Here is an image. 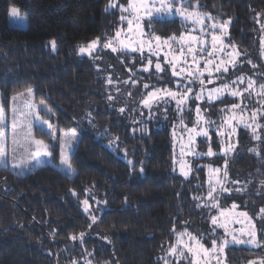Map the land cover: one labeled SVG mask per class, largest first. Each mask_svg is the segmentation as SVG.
<instances>
[{
    "label": "trees",
    "instance_id": "obj_1",
    "mask_svg": "<svg viewBox=\"0 0 264 264\" xmlns=\"http://www.w3.org/2000/svg\"><path fill=\"white\" fill-rule=\"evenodd\" d=\"M128 2L0 0V103L6 114L8 153L7 165H0V264H85V257L92 264H164L177 232L188 230L207 241L204 232L215 213L201 205L207 173L196 165L213 159H195L193 175L183 178L172 163V128L179 124V112L160 105L144 120L136 103L112 95L114 85L106 84L109 66L125 74L123 61L138 62L141 53L101 47L86 55L79 50L97 38H113L121 26L120 6ZM112 3L115 6L109 7ZM11 5L27 17L26 27L8 24ZM185 6L212 14L216 21L230 19L231 43L241 57L246 54L262 66L264 0H186ZM189 27L175 17L153 22L148 30L166 38L181 36ZM145 65L135 71L145 76ZM30 87L39 115L33 119V136L48 144L52 155L41 163L32 160L31 171L19 175L11 169V106L14 95ZM67 128L79 134L70 155L72 177L61 171ZM255 135L261 139H255L250 128L237 129L229 172L242 190L237 198L242 208L264 230V124ZM212 138L217 139L215 133ZM206 144L199 141L200 150ZM85 200L92 207L100 202L95 224L100 235L90 232ZM81 233L88 236L72 239ZM258 256L264 251L226 249L229 264H245Z\"/></svg>",
    "mask_w": 264,
    "mask_h": 264
},
{
    "label": "rangeland",
    "instance_id": "obj_2",
    "mask_svg": "<svg viewBox=\"0 0 264 264\" xmlns=\"http://www.w3.org/2000/svg\"><path fill=\"white\" fill-rule=\"evenodd\" d=\"M129 4V2H128ZM128 4L123 5L124 7H127ZM178 5H174L176 7ZM121 7V6H120ZM16 8L19 10V8L15 5H11L8 8V17L7 22L9 25L19 28H24L27 26V17L22 14L19 10L18 16H12L11 15V9ZM191 11H198V10H189ZM200 12V11H199ZM201 13V12H200ZM212 15V14H210ZM121 16H125L128 18H131L129 16L128 12H122ZM180 18L183 20L179 15L175 16H169L168 18ZM212 17V16H211ZM213 18V17H212ZM226 21H230V19H222L219 21H216L214 19H207L205 18V22L203 25L204 32L201 33L199 31V26L194 25L191 20H188L186 22L189 23V30L188 32L184 33L183 35H195L198 36L201 41H204L203 44H197L195 45L197 50V62L199 63V70L204 72V76L202 79H204L205 84L203 85L205 92L203 94L202 99L196 100L194 97L196 95L200 94L201 85L199 84V81L196 80L195 77H192L191 79L194 81L193 83L189 84L188 80L184 79V75L186 73H182L181 76L177 77L172 74L171 65L168 63V60L172 56H178L179 55V48L177 47V44L175 42L169 41V44L171 45V51L169 52V45L163 44L160 42V48L156 50V53H153L149 51V48L147 45L144 46V52L141 55L137 56V61L139 64L145 63L146 65L142 68V72L145 76L140 75V72H136L135 69L137 66H139L138 62L135 60L126 59L123 61L122 66L126 68L125 74H120L117 72V67L109 66V72L107 73V81L106 84L114 85L115 93L112 95H123L131 102H134L137 104L138 109L140 110V117L144 120H146L149 116V113L151 110H153L154 107H158L160 105H166V106H172L175 108L176 111H178L176 102L174 100H171L170 98L161 99L158 101L151 102V107H147L144 105L143 101L148 98V94L157 90V89H170L172 91L177 92H183V87H177V84L185 85L188 84L189 87L192 88V92L189 95V99L186 106L184 107L183 112H179V115L181 116V119L179 121V124L176 127L172 128L173 132V158L172 163L174 165L175 171L177 174H180L183 178L189 179L194 171L195 166L197 163H195L196 160H200L201 158H211L213 159V163L210 162H203V160H200L199 163L196 165V168H204L206 171L207 181L206 186L208 187L206 193L202 195L200 198L201 205L204 207H209L215 214H213V217L216 218L217 223L213 224L212 219L210 220V225L207 228V230L204 232V239L207 237V241L205 242L198 234L191 233L188 230H182L180 232H177L175 234L174 241L171 245H169L167 249V254H165L164 257V264H191V261L194 259V257L191 256L190 253H187L186 250L183 249L184 243H189L191 246L195 247L196 242L195 240H190L189 237H195L200 241L201 244H203L205 247L209 248V250L212 248V241L216 240L217 244H219L223 239L231 240V236L228 235L225 231L224 227H221V224H226L227 228L230 232H233L238 238L241 239H247V236H241V230L243 229L245 232L250 230L248 228V220L243 216L240 215L241 213H247V217L251 218L252 223L255 224L256 232H257V239L261 242L262 245H264V230H259L257 226V221H255V218H253L247 211H245L241 204L240 200L237 199L239 195L241 194V188H239V184L236 181H232L230 177L229 172V165H230V159L231 156H233L234 151L228 152L225 154L224 149L228 147L229 144L236 145V139H237V129L241 127H245L244 123L240 122V117L243 116L244 120L248 124H252L253 127L256 126V124H259L260 127L264 124V112L258 114V119L253 122L251 119V114L256 109L261 108V103H264V98L261 96H258L256 93L259 90V86L261 84H264V54H263V62L262 66L258 67L256 59H252L250 57L245 58L247 55L242 54V57L239 56L236 60V67H232L230 64H226L225 66L228 67V72L224 73L216 72L215 67L220 64L221 60L228 61L229 60V53L233 51L232 46L234 45L236 50L238 51V47L236 44L231 43L229 37V24H227V35L223 34V29L216 28L212 29L211 25L213 23L220 24L224 23ZM195 28V31H192V29ZM128 25L127 21L121 20V26L119 27L118 31H121V40H127L129 36L132 37V40L135 41L137 37H135L132 33L127 32ZM143 29L145 32V35L143 37H140V40H149L151 39L152 31L148 30V21H143ZM137 31L135 24L133 25V33ZM213 34L220 37V40L217 42L216 47L217 49H222L221 51H215L213 52V49L211 47L213 41L212 36ZM156 35V34H155ZM176 36V35H175ZM115 37V36H114ZM113 37V38H114ZM171 37V36H170ZM180 37V36H176ZM168 37L164 38L167 39ZM112 39V38H108ZM108 40H100L99 43L95 48H88V46L91 44V42L87 43L86 45L82 46L86 49H88L85 52H81L82 54L91 55L96 50L102 47L105 43H108ZM94 41V40H93ZM156 41H152V48L155 49L156 47ZM113 46H117L115 42H113ZM133 46H135V43H133ZM81 48V47H80ZM103 48V47H102ZM203 48V51L200 49ZM104 49H110V48H104ZM80 50V49H79ZM207 52H213V58L215 60V64L213 65H206L205 61L210 59V57L207 56ZM152 60V65L148 66V60ZM187 59L189 62V65L191 66L188 70H192L195 68V64L192 63L191 56L185 51L184 57L181 58V63L177 64V71L181 67H184L183 60ZM142 60V61H141ZM141 61V62H140ZM251 61V63H249ZM159 62L161 66L164 68L163 72H157L155 69V64ZM255 65V67H253ZM145 67H148L149 70L145 71ZM208 68L211 70L212 75L209 76L208 71H205V68ZM144 70V71H143ZM155 74V76H153ZM243 76L245 77V80L243 83H241L239 80H237V77ZM111 78L112 83L108 82V78ZM251 78L256 82L255 88L253 90H250L248 92H243L242 97H233L231 96L227 90L223 92V94L220 96L219 99H213L211 101L207 98V92L209 90H213L216 88H221L223 85L228 84L230 88L232 89H239L240 91H243L248 86V79ZM209 80L212 82L209 83ZM236 81L235 84L232 82ZM160 83V86H157V84ZM115 84H119L120 87H118ZM147 85V87H145ZM150 89V91H148ZM29 90H31L32 95L29 96ZM14 97H17L16 100H12V106H11V124H10V150H11V169L19 175L27 174L31 171L32 166V159L30 156H28L23 151V145H25V141L23 139V133L26 131L28 121H32V133H33V118L31 116L26 115L30 111V106L33 105L34 101V89L32 87L18 92L14 95ZM222 103V104H221ZM233 104H240L241 107L235 109V114L237 116V119L232 121V127L235 128V132L232 133L231 129L227 126L226 121L228 118L233 114V110L231 109V105ZM196 107H199L201 109V114L204 116L205 120L211 121L210 124H205L203 121L200 122L199 126H197V114L195 112ZM215 108V109H214ZM15 109V111H13ZM145 111L148 113L146 115ZM22 113L24 115H22ZM184 113V114H183ZM138 117V119H141ZM15 119L18 123V125H21L16 131V138L18 139L19 143L16 145V151L15 156L17 158H20L23 156V158L27 161L26 163H14L12 157H13V145H12V138H13V131H12V120ZM137 119V118H136ZM137 119V120H138ZM186 126V127H185ZM197 127V131H199L201 128H206L208 130V137L204 136H196L194 143L189 145V132L188 129ZM259 127V128H260ZM252 129V127H246ZM257 128L256 131L259 129ZM71 131H75L76 138L72 141L73 148L75 147V144L79 138V134L76 129L74 128H67L63 131V139L65 140V133H70ZM224 132V136H220V132ZM253 132V129H252ZM212 133H215L217 139L212 138ZM206 141V145H202L205 147V150H200L199 141ZM213 143H216L218 145V148L212 147ZM183 147L184 155H181V149ZM211 147L212 151L216 153L217 155L213 156H207V155H201L196 156L189 153V149L191 148L194 152L199 153H206ZM72 152L69 153L71 155ZM216 157H223V160L219 162L216 161ZM196 159V160H195ZM225 163L227 164V176L224 175L225 171ZM184 164V171H181V165ZM220 169L219 172L212 171L210 172L209 169ZM71 169H74L71 166ZM197 170V169H196ZM61 171L66 173L69 176H74L75 170L71 171L67 168L66 165L62 164L61 162ZM184 172H187L188 175L186 176ZM219 181V183H217ZM210 188H214L215 191L213 192V199H209V191ZM227 189V191H222L221 189ZM90 194V193H89ZM226 198H229L226 200ZM230 200V202H229ZM232 201V202H231ZM225 202V203H224ZM229 202V203H228ZM100 205V202L97 200L94 204V207H92V204L88 202V211L86 212L89 220H90V232L99 234V231L96 229V222L98 219V215L96 213L97 207ZM216 205V206H213ZM233 205H236L235 208H233ZM83 207L85 209V205L83 203ZM221 212H224V215H221ZM95 217V222H93L92 217ZM262 221V219H261ZM264 221V220H263ZM90 233V234H91ZM83 237H87V233H83ZM93 235V234H92ZM80 236V235H79ZM79 241H81L79 239ZM238 247V246H244L249 248L250 250H262L264 251V246L261 247H255L250 244H229L228 247ZM176 247L179 251H185V257L181 258L179 256H174L170 254V250ZM227 247V248H228ZM224 251V255L222 259L224 260V264H229L227 258H226V249ZM210 264H216L215 260L211 259V252H209L208 257ZM82 262L86 264L88 261L87 257L81 259ZM264 260V256H258L256 258H252L245 264H251V262H256V264H259L260 261ZM92 264V263H91Z\"/></svg>",
    "mask_w": 264,
    "mask_h": 264
},
{
    "label": "snow or ice",
    "instance_id": "obj_3",
    "mask_svg": "<svg viewBox=\"0 0 264 264\" xmlns=\"http://www.w3.org/2000/svg\"><path fill=\"white\" fill-rule=\"evenodd\" d=\"M186 0H129V4L127 7H124L121 5V11L122 12H128L129 16L131 18L121 16V20L127 21L128 33H132L137 39L135 41L132 40V37L129 36L127 40H121V31H117L115 34V37L112 39L108 40V43H105L102 45L103 48H110L112 52H139L143 54L144 52V46L147 45L149 48V51L156 53V50L160 48V42L163 44L169 45L168 51H171V45L169 44V41L175 42L177 44V47L179 48V55L178 56H172L169 60L168 63L171 65V70L172 74L174 76H181L182 73H186L184 75V79L188 80L189 84L193 83L194 81L191 79L192 77H195L196 80L199 81V84L201 85L200 89V94L196 95L194 99L200 100L203 97V94L205 92V89L203 85L205 84L204 79L202 77L204 76V72L199 70V63L197 62V50L195 45L197 44H203L205 43L204 41H201L198 36L195 35H181L180 37H176L175 35L168 37L167 39L162 38L159 35H155L154 33L151 34V39L149 40H140V37H143L145 35L144 29H143V21L147 20L149 27L153 22H158V23H164L167 22V19L169 16H175L179 15L184 21L191 20V22L194 25L199 26V31L201 33L204 32V22L205 18L207 19H213L210 14H203L200 13L199 11H191L189 12L187 10V7L185 6ZM174 5H178L174 7ZM115 4L112 3L109 5V7H114ZM107 10V9H106ZM19 10L16 8L11 9V15L12 16H18ZM230 23V21H226L224 23L216 24L213 23L211 25L212 29L220 28L223 29V34L227 35V24ZM135 24V27L137 31L133 33V25ZM262 28H264V25H262ZM196 29L193 28L192 31H195ZM107 39V37H106ZM156 41V47L155 49L152 48V41ZM220 40V37L213 34L212 36V49L213 52L215 51H221L222 49H217L216 44ZM113 42L117 46H113ZM99 43V38L96 40L92 41L91 44L88 46V48H95ZM133 43H135V46H133ZM53 49H55V41L51 42ZM233 51L229 53V60L224 61L221 60L220 64L215 67L216 72H221L223 71L224 73L228 72V67L225 66L226 64H230L233 68L236 67V60L237 58L241 55L235 48V46H232ZM88 49L81 47L80 51L83 53L87 51ZM203 51V48L200 49ZM185 51L191 56L192 63L195 64V68L192 70H188L191 66L189 65V62L187 59L183 60L184 67H181L179 71H177V64L181 63V58L184 57ZM213 52H207V56L210 57V59L205 61L206 65H213L215 64V60L211 57H213ZM148 66L152 65V60H148ZM251 63V61H249ZM255 67V65H253ZM155 69L157 72H163L164 68L161 66L159 62L155 64ZM145 71L149 70L148 67H145ZM205 71H208L209 76L212 75L211 70H209L207 67L205 68ZM248 79V86L245 88L243 91H240L239 89H232L228 84L223 85L221 88H216L213 90H209L207 92V98L209 101L213 99H219L220 96L223 94L225 90L228 91V93L233 96V97H242L243 92H248L250 90H253L255 88L256 82L252 80L250 77ZM237 80H239L241 83L244 82L245 77L240 76L237 77ZM108 82L112 83L111 78H108ZM212 81L209 80V83ZM233 84L236 83V81L232 82ZM147 87V85H145ZM177 87H183V92H177V91H172L170 89H157L151 93L148 94V98L143 101L144 105L147 107H151V102L153 101H158L161 99L165 98H170L171 100H174L176 102V106L178 111L183 112L184 107L186 106L189 95L192 92V88L188 86V84L185 85H180L179 83L177 84ZM258 96H261L264 98V84H261L259 86V90L256 93ZM29 96L32 95L31 90H29L28 93ZM17 97H13V100H16ZM111 99V97H110ZM240 104H233L231 105V109L233 110V114L228 118L226 121L227 126L231 129V132H235V128L232 127V121L237 119V116L235 114V109L240 108ZM15 111V109H13ZM120 111H124V109H120ZM195 112L197 114V121L196 124L199 126L200 122L203 121L205 124H210L212 123L211 121L205 120L204 116L201 114V109L199 107H196ZM264 112V103H261V108L256 109L255 111L252 112L251 114V119L255 123V121L258 119V114ZM22 115H24L22 113ZM28 116H31L33 119H39L38 112L36 111V105H31L30 106V111L26 114ZM240 122L245 124V127H252L253 133H254V138L257 140H260L261 137L259 135H255L256 129L260 127L259 124H256L255 127H253L252 124H248L245 122L244 117L241 116ZM42 124H47V127L49 129H53V125L48 123L47 121H41ZM6 125V114H5V109L3 106V103H0V165H7L8 162V153L6 150V143H7V138H6V133L4 131V126ZM21 127V125H18L17 121L15 119L12 120V131H13V138H12V145H13V161L14 163H26L27 161L21 156L20 158H17L15 156V151H16V145L19 143L18 139L16 138V131L17 129ZM186 127V126H185ZM189 132V145L194 143L195 137L196 136H204L208 137V130L206 128H201L199 131H197V127H193L188 129ZM23 139L25 141V145H23V151L26 153L28 156L31 157L32 160H35L37 163H41L43 157H50L52 155L51 151L49 150L50 146L46 144L43 140H38L35 139L32 133V121L29 120L27 124L26 131L22 134ZM65 140L63 144L61 145V162L62 164L66 165L67 168L71 171H74V169H71V161H70V152H74L75 149L73 148L72 141L75 140L76 138V133L75 131H71L70 133H65ZM220 136H224V132L219 133ZM235 145L229 144L227 148L224 149L225 154L228 152H231L234 150ZM251 151L255 152L257 155L259 153L257 152L256 149H251ZM189 153L196 155V156H201V155H207V156H213L217 155L214 153L209 147L208 151L206 153H199V152H194L192 149H189ZM181 155H184V150L183 147L181 149ZM184 164L181 165V171H184ZM225 171L224 175L227 176V164L225 163ZM143 169H141V172ZM210 172L215 171L219 172L220 169H209ZM184 174L187 176L188 173L184 172ZM219 183V181H217ZM222 191H227V189H221ZM215 191L214 188H210L209 191V199H213V192ZM85 205V211H88V201H84ZM216 206V205H213ZM236 205H233V208H235ZM261 214L264 215V209H261ZM224 212H221V215H224ZM240 215H243L247 220H248V230L245 232L243 229L241 230V236H247V239H241L238 238L233 232H230L227 228L226 224H221V227L225 228V231L228 235L231 236V240L228 239H223L219 244H217L216 240L212 241V248L209 250V248L205 247L203 244L200 243L198 239L195 237H189L190 240H195L196 246L193 247L189 243H184L183 244V249L186 250L187 253H190L194 259L191 261V264H210V261L208 259L209 257V252H211V259L216 261V264H224V260L222 259L224 255L225 248L228 247L229 244H250L255 247H261L264 246L261 244V242L257 239V232L255 228V224L252 223L251 218L247 217V213H241ZM95 217H92L93 222H95ZM212 223L216 224L217 220L215 217L212 219ZM84 234L81 233L79 237L73 236L72 239H80L81 241L83 240ZM170 254L174 256H179L181 258L185 257V251H179L176 247H173L170 250ZM91 255V254H89ZM75 264V262H74ZM86 264H91V261H87ZM251 264H256V262H251ZM259 264H264V260L260 261Z\"/></svg>",
    "mask_w": 264,
    "mask_h": 264
}]
</instances>
